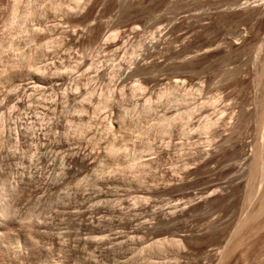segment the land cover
Segmentation results:
<instances>
[{"label":"rangeland","instance_id":"1","mask_svg":"<svg viewBox=\"0 0 264 264\" xmlns=\"http://www.w3.org/2000/svg\"><path fill=\"white\" fill-rule=\"evenodd\" d=\"M0 264H264V0H0Z\"/></svg>","mask_w":264,"mask_h":264},{"label":"bare ground","instance_id":"2","mask_svg":"<svg viewBox=\"0 0 264 264\" xmlns=\"http://www.w3.org/2000/svg\"><path fill=\"white\" fill-rule=\"evenodd\" d=\"M4 206H5V205H2V204L0 205V215H1L2 213H4L5 210H6V209L4 210ZM3 211H4V212H3ZM0 217H1V216H0Z\"/></svg>","mask_w":264,"mask_h":264}]
</instances>
